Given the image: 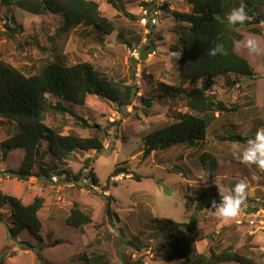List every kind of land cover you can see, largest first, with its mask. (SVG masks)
Here are the masks:
<instances>
[{
	"label": "rangeland",
	"instance_id": "1",
	"mask_svg": "<svg viewBox=\"0 0 264 264\" xmlns=\"http://www.w3.org/2000/svg\"><path fill=\"white\" fill-rule=\"evenodd\" d=\"M92 1L98 4L104 17L114 22L115 30L111 35L104 36L80 26L60 36L57 33L61 24L59 15H32L0 6V59L26 77L36 74L46 60L60 58L61 63L68 66L89 63L99 76L135 85L138 89L133 103L122 112L113 103L93 95L87 96L84 106L77 109V114L90 125L107 130V137L102 138L104 150L99 154L93 151L76 154L74 159L60 164L59 169L65 165L76 173L85 159L91 160L98 179L97 187L91 190L84 187L89 186L88 183L83 182L79 189L64 184L53 174L45 181L33 177L18 180L7 172L19 168L22 151L10 150L5 157L0 154V192L19 199L24 205L36 197L44 200L38 213L42 223L39 240L27 232L8 239L5 225L9 223V209L0 206V258H4L3 264H80V257L96 252L105 254L110 264H186L160 243L168 236L167 222L182 228L187 224L189 214L184 205L188 198L209 189L228 195L233 186L243 180L248 184L247 198L238 216L264 211V171L236 158L234 149L239 147L242 151L247 144L220 140L226 133L254 137L264 128V27L259 26L261 35L242 27L239 30L242 40L236 42L241 47L235 45V52L253 69L254 78L242 77L240 85L233 87L226 86L225 78H218L209 91L228 107L237 106L238 111L223 116L215 114L207 129V142L193 149L174 146L143 158L144 137L173 123L174 113L200 116L187 108L185 98L167 99L157 89V83L171 87L178 82L181 44L174 32L183 24L162 9H159L156 25L146 24L140 9L147 0H114L123 10L122 14L107 0ZM157 3L177 12L189 9L186 0H157ZM258 12L264 15V8H259ZM6 16L13 17L14 23L7 22ZM7 23L15 33L6 30ZM250 38L258 42V54L249 55L243 47ZM151 43L154 54L140 59L141 52L147 46L150 48ZM132 48L139 52L135 65L128 53ZM147 97L152 98L150 108L139 101ZM158 97L163 99H156ZM57 120L55 125L66 124L64 133L72 131L82 138L92 134L67 117ZM117 121L119 127H114ZM4 139V132H0V141ZM203 151L213 153L218 160V169L208 174L204 182L201 177L207 173L200 169L197 159ZM115 168L120 170L117 175H113ZM133 174L140 179L135 180ZM215 179L220 181L217 186L213 183ZM102 194L112 197V209L118 222L105 219ZM74 199L92 216L91 224L80 229L67 226L63 221ZM235 220L236 217L226 221L218 219L214 210L203 211L197 226L203 236L197 243L198 252L209 255L211 251L229 248L246 255L254 264H264V255L254 249L260 239L249 236ZM121 235L131 244L123 245ZM20 242L30 244L32 249L23 250Z\"/></svg>",
	"mask_w": 264,
	"mask_h": 264
},
{
	"label": "trees",
	"instance_id": "2",
	"mask_svg": "<svg viewBox=\"0 0 264 264\" xmlns=\"http://www.w3.org/2000/svg\"><path fill=\"white\" fill-rule=\"evenodd\" d=\"M107 2L122 14L123 10L116 5L114 0ZM189 9L185 12L169 10L167 5L157 3V0L145 2L150 14L161 9L172 16L175 21L183 26L175 32L181 44L178 65V82L169 87L157 83L160 95L167 99H186L187 108L200 115L176 112L173 114L174 122L148 133L143 139L142 157L146 158L151 153L164 152L174 146H183L193 149L206 141L207 129L215 119V114H225L238 111L237 106L228 107L223 101L218 100L209 91L216 83V79L225 78L226 86L240 85L242 77L253 79V69L246 59L235 52L236 42L242 40L239 30L249 28L254 35H261L264 27V15L258 12L264 8V0H244L246 11L250 20L243 26L228 28L226 15L231 9L239 7L241 0H186ZM0 6L20 9L32 15H59L61 24L57 29L62 36L80 26L92 28L104 36L111 35L115 24L99 12L98 4L92 0H0ZM162 6V7H161ZM159 15H156L158 23ZM7 22H13L11 16H6ZM147 24H150L148 22ZM152 25V24H150ZM8 32L15 30L5 24ZM216 44H223L226 55L217 54L212 57L207 55L210 48ZM150 44L141 52L140 59L152 53ZM135 64V60L132 61ZM232 80H228L229 78ZM201 82L196 87L195 84ZM138 89L135 85L113 81L99 76L89 63L64 65L60 58L46 60L40 70L26 77L17 68L0 59V132H4L5 139L0 141V154L5 157L10 150L19 149L23 158L17 170L7 173L21 181L33 177L39 180H50L52 174L62 179L64 184L80 189L84 187H97L98 179L91 166V160L85 159L82 167L72 173L69 168L59 169L60 164H66L74 159L76 154L87 152L97 154L104 150L103 140L107 137V130L99 125H90L84 118L77 114V109L82 108L87 96L93 95L99 99L113 103L120 112L131 105L136 98ZM162 100L163 98H156ZM146 108L152 106V98H139ZM67 117L75 122L80 129L92 132L89 137L82 138L75 132L64 133V122L55 125L57 118ZM114 127H119V121L114 122ZM253 137L239 134L226 133L220 140L238 144H247ZM200 169L212 174L218 169L216 156L203 151L198 156ZM118 166V165H117ZM120 170L113 171L117 175ZM135 180L139 176L133 174ZM76 193L75 195H77ZM215 189L200 190L196 197L188 198L185 211L189 214L184 228L177 224L167 222L170 230L167 238L160 246L170 249L182 263L186 264H254L253 260L246 258L232 249L219 252L211 251L209 255L199 253L197 243L202 240L201 231L197 228L203 211L211 209L213 200L219 202L220 197ZM105 201L104 217L106 220L118 222L117 215L112 209L111 196L102 194ZM43 198L36 197L29 204L24 205L13 196L0 192V206L9 209L5 225L8 239L13 240L22 232H27L34 239H40L42 228L38 216L43 207ZM91 213L82 208L81 203L73 200L69 213L64 218V223L75 229L91 224ZM2 219V218H0ZM123 245H130L121 235ZM23 250L32 249L28 243L20 242ZM4 258H0L3 264ZM80 264H110L108 257L102 253L93 252L79 258Z\"/></svg>",
	"mask_w": 264,
	"mask_h": 264
},
{
	"label": "clouds",
	"instance_id": "3",
	"mask_svg": "<svg viewBox=\"0 0 264 264\" xmlns=\"http://www.w3.org/2000/svg\"><path fill=\"white\" fill-rule=\"evenodd\" d=\"M247 5L244 0H241L239 7L233 8L226 15V26L228 28H235L236 26H243L249 19L248 12L246 11ZM239 48L241 45L236 44ZM243 47L247 49L249 55L258 54L260 51L258 42L255 39H247ZM217 54L226 55V51L223 44H216L210 48L207 55L215 57ZM236 158L241 163L249 166H256L261 171H264V128L259 129L253 138L247 141V147L242 151L239 147L234 149ZM208 174L201 177L202 182L206 181ZM219 180H214V184L217 186ZM248 184L241 180L236 183L231 193L220 197L219 202L213 200L211 202V209L214 210V214L218 219L230 220L237 217L241 211L242 205L247 198Z\"/></svg>",
	"mask_w": 264,
	"mask_h": 264
},
{
	"label": "built area",
	"instance_id": "4",
	"mask_svg": "<svg viewBox=\"0 0 264 264\" xmlns=\"http://www.w3.org/2000/svg\"><path fill=\"white\" fill-rule=\"evenodd\" d=\"M152 1L153 0H147V2ZM140 12L143 17L142 20H144L146 24L148 22H150V24L152 25H154L155 23L157 24V19L155 18V16L158 15L159 12L154 11L152 12V14H150V12L144 7L140 9ZM128 53L129 56L133 58V60H139V52L137 48L129 49ZM150 54H148L147 57H150ZM261 212L262 214L252 213L249 215L237 216L235 224L239 227L244 228L249 236H253L255 239H260L259 242L254 244V249L264 255V211Z\"/></svg>",
	"mask_w": 264,
	"mask_h": 264
}]
</instances>
